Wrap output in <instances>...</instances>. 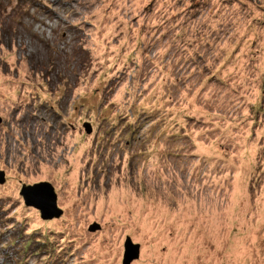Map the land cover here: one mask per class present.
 <instances>
[{
	"label": "rangeland",
	"instance_id": "rangeland-1",
	"mask_svg": "<svg viewBox=\"0 0 264 264\" xmlns=\"http://www.w3.org/2000/svg\"><path fill=\"white\" fill-rule=\"evenodd\" d=\"M0 170V264H264V0H0Z\"/></svg>",
	"mask_w": 264,
	"mask_h": 264
},
{
	"label": "water",
	"instance_id": "water-1",
	"mask_svg": "<svg viewBox=\"0 0 264 264\" xmlns=\"http://www.w3.org/2000/svg\"><path fill=\"white\" fill-rule=\"evenodd\" d=\"M84 125L86 130L89 131L90 124L85 122ZM3 173L0 170V182H3ZM20 193L23 195L25 204L36 207L43 218L50 219L53 216H59L62 212V209L56 203L57 193L49 181H40L29 185L23 184ZM95 226L92 225L90 228L94 229ZM124 246L123 264H129L138 257L140 245L138 242L133 243L128 236L124 241Z\"/></svg>",
	"mask_w": 264,
	"mask_h": 264
}]
</instances>
